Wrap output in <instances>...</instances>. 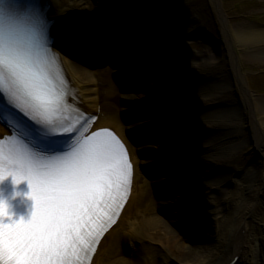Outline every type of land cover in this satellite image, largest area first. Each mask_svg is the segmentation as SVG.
<instances>
[{
	"label": "bare ground",
	"instance_id": "1",
	"mask_svg": "<svg viewBox=\"0 0 264 264\" xmlns=\"http://www.w3.org/2000/svg\"><path fill=\"white\" fill-rule=\"evenodd\" d=\"M44 1L50 4L48 15L55 20L53 32L60 36L61 40H66V38H70L71 41L76 38L80 40L69 30L71 25H77L81 28H87V35L90 37L86 39L84 37V41L81 43L88 40L99 42L100 39H105V42H108L113 37V41L116 42H113V45L110 46L113 48L110 50L117 55L122 52L124 46L133 41L132 39L135 38L134 30H138L140 27L139 30L141 31L150 30L149 32H142L137 38H139L140 47L148 43L154 46L148 51L140 53L137 58H133L129 54L124 55L113 74H132L139 68L142 69L143 75L164 71L165 77L150 84V87L156 90L174 83L176 77L179 78L178 88L175 91L172 93L160 92L154 96L155 99L179 100V103L173 105L170 110L174 114L181 115V120L185 122L189 121L191 124L207 122L214 125L212 131L215 132L207 133V136H204L203 132H208V130H201L202 138L196 132V127L184 128L180 133L173 136L171 134L165 138L167 140L178 138L180 141L185 138L190 141L189 143L194 144V151L190 152L187 144L177 141L181 144L175 145V148H186L185 146H187L182 156L176 155L174 157L176 159L175 164L181 165L178 169L174 168L172 164L169 165V162L172 161L170 158L148 160L142 157L145 153L154 154L161 149V143L157 142L163 140L162 136L154 137V144L138 147L131 143L125 133L148 130L147 134L143 133V135L149 140L154 135L152 134L153 129L157 128L156 125L160 119L147 118L124 126L119 117L114 115L112 100L122 98L123 102L128 104L119 108L121 114L130 116V119L138 115L140 117L141 112L146 108L147 100H149L148 95L142 94L145 87L141 80L144 79V76L142 75L143 78L134 84L129 83L119 87V89L125 90L134 85L136 87L134 89L139 93L135 95L134 93H127V95H121L123 97L120 95L118 97L114 88L109 93L104 91L102 88L104 82L101 83L99 72L91 71L82 64L86 56L83 55L82 58L80 54L73 52L74 57L81 58V62H78L62 52L64 49L62 41L57 42V46H59L57 50L69 85L70 102L85 114L98 116L89 134L104 129H114L128 146L129 153L131 152L133 179L130 197L126 201L115 226L105 234L100 242L92 264H171L174 260H184L186 264H230L235 255H239L235 264H264V100L256 97V94L247 85L245 75L248 77V74L244 75L242 72L243 69L251 71L264 67V27L249 21L253 15L250 13L243 14L239 24L228 25L220 0H211L221 22L225 46L229 53L231 78L233 83L241 88V99L235 101L227 95L232 83L230 79L228 81L225 74H221L220 80H216L219 83L216 86L209 84L203 88L198 86L193 91H186L187 88L185 87L190 86L186 80L189 77V72H183L184 69L196 68L199 72L214 65L219 71L221 65L213 58L202 59L199 63H193V61L198 60L197 56L187 58L183 55L184 53L181 54L178 49L172 48L174 42L182 36L198 31L194 27L190 28L191 25L185 27L184 25H177L171 30H166V32L160 31L158 27L160 21L170 14L159 13L157 0H135L136 8L132 9L127 7L125 0H123V12L118 6L115 8L107 7L111 8L110 10L107 9L108 12L111 10L114 12V15L111 14L117 20L118 28H116V21L113 18L102 21L90 14L87 8L88 5L89 8H93L90 5L92 0ZM113 2L116 4L118 0ZM99 6L102 8L100 3ZM94 9L97 10L98 8ZM134 17H138L139 20L124 26ZM108 21L112 25H109V30H106L104 23H108ZM120 27L123 29L121 31L124 34L122 37L120 33H117L121 30ZM154 27L156 32L153 31ZM97 28L101 30V33L93 35L92 32ZM127 33L129 39L125 36ZM76 45L79 44L76 43ZM85 45H88L90 49L89 43H85ZM152 58H157L160 61L152 62ZM210 85L213 87L212 90L210 88L213 93L207 96V89ZM108 95L113 98L106 101V98H109ZM193 97L196 98V103L191 105ZM208 100L211 102L209 103ZM217 102H220V108L213 113L209 112L200 117H192L193 112L198 109H196L197 106L200 108L201 105L204 107ZM167 124L177 125L179 121L168 117ZM242 124L248 126L249 134L247 136H244L245 134L242 132ZM10 134L0 124V138ZM199 142H202L204 146L197 149L196 146ZM246 142L253 144L255 154L259 157L240 172L238 171L240 168L235 166L236 169L231 170V158H233L234 152L238 151ZM192 158L197 159L199 163L187 164L186 161ZM151 167L153 168L152 172L158 169L157 173L166 172L168 174L149 183L161 185L155 191L165 190V192L160 193L165 196L169 194L171 198L162 202L160 208L168 210L177 207L175 212L169 214V217H173V219L165 220L157 215L155 212L157 203L149 197L151 192L139 186L142 179L148 182L143 171ZM203 174L206 177H203ZM182 179H186L187 183L195 188L193 198H187L188 188L180 189ZM231 181L236 185L234 191H230L229 187L227 189L224 187L226 182ZM227 191L229 194L231 193V200L217 206L220 209L218 212L216 210L211 211V205L220 201L222 199L221 194ZM174 194L178 195L173 196ZM192 199L197 204L202 203L207 207V210L193 206L189 209L183 208L182 203L191 202ZM194 212L197 213L194 214ZM199 215H205V220L199 221L201 219ZM173 225L177 226V229H174ZM164 231H168L175 238L162 233ZM243 231L246 233L243 234ZM206 232H208L207 235ZM208 237L210 242H208L207 247L201 245L202 243L194 246L187 244L190 238L194 243L199 244L198 242H205ZM161 243L166 250L160 247ZM124 250L133 252V260L122 257L121 254Z\"/></svg>",
	"mask_w": 264,
	"mask_h": 264
},
{
	"label": "snow or ice",
	"instance_id": "2",
	"mask_svg": "<svg viewBox=\"0 0 264 264\" xmlns=\"http://www.w3.org/2000/svg\"><path fill=\"white\" fill-rule=\"evenodd\" d=\"M52 43L39 0H0V121L16 131L0 140V180H27L34 202L27 221L5 223L0 201V264H89L130 191L128 152L111 130L61 145L78 129L65 122L67 82Z\"/></svg>",
	"mask_w": 264,
	"mask_h": 264
},
{
	"label": "rangeland",
	"instance_id": "3",
	"mask_svg": "<svg viewBox=\"0 0 264 264\" xmlns=\"http://www.w3.org/2000/svg\"><path fill=\"white\" fill-rule=\"evenodd\" d=\"M114 0H92L91 4L92 5V9L91 7L89 8L88 5V11L90 12V14L92 16H96L98 18H101L102 21L103 20H111V18H113L114 12L111 11H107L110 10L111 8H115V7H120V10H122V12L124 11L123 9V0H118V2H116V4L113 2ZM127 7L129 8H136V4H135V0H125ZM159 4V13L160 14H170V16L166 17L165 19H162V23L160 21V26L159 29L160 31H164L166 32V30H171L174 26L177 25H184V27L187 25H191L189 26L190 28L194 27L196 28L195 30H197L198 32L195 33H189V35L187 36H182L180 39L176 40V42H174V44L172 45V48H176L178 49L181 54H183L185 57L187 58H191L192 56H197L198 60L193 61L196 63H199L200 60H206L208 58H213L215 59L216 62H218L221 67L219 69V71L215 68L214 65H211L210 67L206 68V69H202L201 71L198 72V70L196 68H189V69H184L183 72H189V77H187V82H189L190 86L185 87L187 88L186 91H193L195 89L198 88V86H201L202 88L205 87L206 85L208 86L209 84L216 86L219 83L216 82V80H220V76L221 74H225L228 78V81L230 79L231 81V86L229 88L228 94L229 98L231 100H240L241 99V88L239 86H237L236 84L233 83V80L231 78V66H230V61H229V53L228 50L225 46V41H224V36H223V30L221 28V22L218 19V16L216 14V10L213 6V4L211 3V0H157L156 1ZM224 13H225V19L228 21V25L234 26L237 25L241 22L242 18L241 16L243 14L246 13H250L252 16L251 18H249V21H252L256 24H258L259 26L264 27V0H220ZM99 3L102 5V8H100ZM107 7H111V8H107ZM94 8H98L97 10H95ZM113 15H112V14ZM104 18V19H103ZM115 20V18H113ZM112 20V21H114ZM139 19L138 17H134L132 18L128 23H126V25L124 24V26H127L129 23H134L137 22ZM116 21V28L119 27V25H117V20ZM164 21V24H163ZM122 22V21H121ZM167 22V23H165ZM183 22V23H181ZM180 23V24H178ZM189 23V24H188ZM109 25L111 26V22L109 23H104V28L106 30H109L108 27ZM163 25V26H162ZM162 26V27H161ZM121 28V27H120ZM124 28V27H123ZM188 28V27H187ZM186 28V29H187ZM156 28L154 27V30ZM119 30V29H117ZM116 30V31H117ZM153 30V31H154ZM192 29H190L191 31ZM121 31H123V29L121 28L120 31H117V33H120L121 37L124 35L121 33ZM150 30H134L133 34L135 36L134 39H132L133 41H131L132 43L130 44V46L133 47V50H130V48L128 47V45L125 47V52L127 51H131L132 57H137L140 53H143L147 50L150 49L151 44L149 46H143L141 47L142 49L144 48V50L142 51L141 49L139 50V46H137L135 44V41H139V38H137L138 35H140L142 32H149ZM194 32V30H192ZM109 33V32H108ZM132 34V35H133ZM125 36L129 39V34H125ZM116 40V39H114ZM113 41V39H112ZM102 43H103V39L102 41L97 42L96 47L98 48V54L96 52V54L94 53L93 55L92 52H95L96 50H87L86 54L83 52L81 55L86 56L85 59V63H87L89 66H87L86 68H88L91 71H96L99 72V74H101L99 77H101V83L104 82L103 87L104 91H109L111 89H115L117 91V95L119 97H123L121 95H127V93H134L137 94L139 92H137L135 89L136 87L133 85L130 88L127 89H119V86L123 85L124 83H135L138 82V80H141V77L143 74H141L142 72L139 71V73L132 72V74L127 73L125 76L120 77V78H116V75L113 74V71L116 67H118V65H115L116 63L120 61H122V57L117 58L114 60V62H110V61H106L104 59H100L102 58V56L107 55L106 53H108V51H103L102 47ZM110 46V45H108ZM106 46L104 48V50H110V48ZM154 46V45H153ZM96 49V48H95ZM131 52H129V54H131ZM107 59V57H104ZM100 59L99 63H96V60ZM113 60V58L111 59V61ZM104 61V63H103ZM160 61L157 58H152V62H157ZM106 63V64H105ZM85 67V66H84ZM243 74H248V77L245 75L246 77V82L247 85L251 88V90L256 94V97H259L260 99L264 100V67H259L256 69H252L251 71H247L246 69H243ZM164 71H159L157 73H153V77L148 76L147 74L143 75L144 79L141 80L142 84H144L143 86L145 87L142 94H146L149 96V100H147L146 102V108L141 112L142 115H140V118H138V121L144 119L146 120L147 118H154V119H160V121L158 120L157 125L154 130V132L152 134V138L151 139H146V137H138L136 136V141L138 140V142L140 143H148V144H154L155 142H153L154 137L157 138L156 136L161 135L163 140H160V142L157 143H161V149L158 152H154L153 153H145V155L143 156L146 159H159V158H166L170 160L172 159V161L169 162V165L172 164L174 168H180L181 165H177L175 164L176 159H174V157H176V155H180L182 156V154L186 151L187 146H185L186 148H175V145H180V142H184L185 144H187L189 147V151H194V147H193V143H189L190 141H188L187 139H183V141H180V139L176 138V139H165L167 138L168 135H175L177 133H180V131H182L184 128H194L196 127V132L199 134V136L201 137L202 135V131L201 130H205L207 129V131L203 132L204 136H207V133H213L215 131H212V127H214L213 124L210 123H205V122H201V124L198 122L196 123H189V121H184L181 120V115H177L174 114L172 110H170V108L179 103V100H175V99H164V100H156L155 99V95L163 92V93H172L173 91H175L178 87V79L179 78H175V82L172 84H167L166 86H164L162 89L156 90L155 88H151L150 84L161 79L162 77H165L164 75ZM151 75V74H150ZM179 75V74H177ZM155 77V78H154ZM119 81V82H117ZM209 86V89H207V96L211 93H213L212 90V86ZM135 88V89H134ZM211 88V90H210ZM108 99L106 98V101H108L109 99L111 100L112 98H110V95H108ZM115 97V96H114ZM209 98V97H208ZM215 98V97H214ZM193 100L191 101V105L196 103V98H192ZM198 99V98H197ZM210 99V98H209ZM123 100L122 98L117 99H113L112 103L114 106V115L120 117V111L119 108L123 107L124 105H128L125 102L121 101ZM191 100V99H190ZM208 102L210 103L211 101L208 100ZM220 103V102H219ZM219 103L217 102L216 104H211V105H205L204 107L201 105V109L199 108V106L196 107L197 110H195L192 114V117H200L205 113H213L216 109H219ZM145 104V103H144ZM198 105V104H197ZM155 108V109H154ZM154 109V110H153ZM150 115V116H147ZM168 117H171V119H175L177 121H179V124L177 125H169L167 124V120ZM136 121V120H135ZM166 121V122H165ZM125 124H127V122H124ZM124 125V124H123ZM198 126V127H197ZM242 132L243 134H245L244 136H247L249 134V130H248V126L242 124ZM157 132V133H156ZM202 138V137H201ZM180 141V142H177ZM202 142L196 146L197 149L202 148ZM182 147V146H181ZM254 147L253 144L251 142H246L241 148H239L238 151H235L233 154V158H231V170H234L236 168H240L238 169V171L240 172L241 170H243L246 166H248L250 163H253L259 156H257V154H255L254 151ZM236 154V155H235ZM192 162H197L199 163V161L195 158L192 159H188V161H186L187 164H190ZM167 165V166H169ZM198 166V165H197ZM200 166V164H199ZM236 168H235V167ZM158 170V169H157ZM157 170L152 172V170L149 171V175L148 176V182H145L143 179L140 181L139 186L140 187H144L146 189H148L151 192L150 195V199H152L155 203H157V210L155 211L157 215H159L160 217L164 218L165 220H170L173 219V217H169V214H171L172 212H175L177 207H172L171 209L168 210H163L160 208V204L162 202H165L166 200H168L169 198H171L169 196V194H167L166 196L161 194L160 192H165V190L162 191H155L158 187H161V185H155V184H151L149 182L157 179V177H162L166 174V172H160L157 173ZM212 173V172H211ZM220 173V172H219ZM227 173H229V171L227 170ZM236 174V173H235ZM203 177L206 175H202ZM199 179V178H198ZM234 181V180H233ZM181 186L180 189H184V188H188V194H186L187 198H193L194 197V193H195V188L192 187L189 183H187L186 179H182L181 181ZM226 187V189H230V191H234L236 185L234 184V182H226L224 184ZM167 186V185H165ZM170 186V185H168ZM175 186V185H174ZM184 191V190H183ZM216 191V190H213ZM160 193V194H159ZM178 195V194H174L173 196ZM222 199H220V201H212L214 202L211 205V211H215L218 212L220 209L217 208V206L219 205H223L225 201H230L231 200V193L229 194V191L227 192H223L221 194ZM172 196V197H173ZM217 205H216V204ZM183 208L189 209L191 206H193L194 208H202L203 210H207V207L201 204H197L195 201L191 202H183ZM196 204V207H195ZM197 213V212H196ZM194 212V214H196ZM188 216L189 213H188ZM201 216V219L199 221H203L205 220V215H199ZM174 229H177V226L173 225ZM208 229V228H206ZM162 233H166L167 235L169 234L168 231H164ZM208 232H206L207 235ZM243 234H245L246 232L243 231ZM189 235V234H188ZM168 236H171L172 238H175L172 234H169ZM181 237L183 238V236L181 235ZM207 237V236H206ZM209 237L206 238L205 242H198L199 244H196L192 241V239L190 238L187 242L188 245L190 246H194V245H206V247L209 245L208 242H210ZM160 247L164 250L165 247L164 245L161 243ZM132 250V249H131ZM131 250H124L122 251V257H125L126 259L129 260H133V252ZM171 264H186V261L184 260H174Z\"/></svg>",
	"mask_w": 264,
	"mask_h": 264
}]
</instances>
